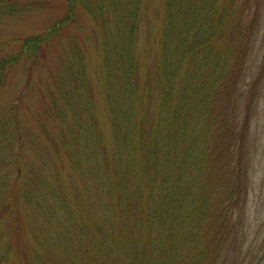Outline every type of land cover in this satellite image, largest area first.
I'll return each mask as SVG.
<instances>
[{"label":"trees","instance_id":"1","mask_svg":"<svg viewBox=\"0 0 264 264\" xmlns=\"http://www.w3.org/2000/svg\"><path fill=\"white\" fill-rule=\"evenodd\" d=\"M254 3L258 13L264 0ZM148 5L66 0L65 15L16 52L0 42V84L20 64L32 80L45 47L57 40L58 50L41 122L48 141L24 128L20 103L0 116V264H19L20 244L24 264H241L237 207L248 191L235 156L249 121L240 134L213 129L239 79L234 55L251 11L239 0H163L150 18ZM35 6L0 0V30ZM143 32L150 52L141 56ZM84 43L98 45L94 75Z\"/></svg>","mask_w":264,"mask_h":264},{"label":"rangeland","instance_id":"2","mask_svg":"<svg viewBox=\"0 0 264 264\" xmlns=\"http://www.w3.org/2000/svg\"><path fill=\"white\" fill-rule=\"evenodd\" d=\"M19 1L23 3L35 2L36 6L26 16L12 20L1 27L0 42L7 43V54L18 50V40L46 31L66 13V0ZM254 1L256 0H239V6L242 10H246L248 13L251 11L247 19L245 18L242 22V30L238 37L242 44L237 45V53L234 55V64L241 67V71L238 81L228 88L231 95L225 96L223 113L220 114L218 111L214 113L215 125L217 126L213 129V136L215 132L221 133L220 125H225L224 132L232 129L240 134L245 129L246 120L249 121L248 143L243 146V142H241L235 156V158L241 157V160L243 159V163L240 161L239 164H242L241 167H244L246 172L243 183H246V190L248 191V202L239 204L237 207V214L241 215L239 227L241 224L246 226V230L241 232V237L247 240L244 251L240 249L238 252L241 264L248 253V258L243 264H264V7L262 6L256 13L258 6ZM251 4L253 9L249 10ZM162 9L163 0H149L148 13L150 18L159 16L155 13H160ZM81 15L84 32L90 36L93 24L86 15ZM232 31L230 30V33ZM147 36L145 32L141 33L143 39L141 56L148 55L150 52L146 45ZM56 43L57 40L45 47L44 60L35 69L32 80L28 79L26 67L20 64L13 72L10 70L4 83L0 84V116L8 111L11 106H17L20 103V116L22 118L19 120L23 121L24 128L30 129L33 135L42 136L45 141H48L47 135L44 133L41 122L44 120L43 122L49 123L45 109L51 106L47 96L52 91L50 72L57 64ZM84 47L88 58L89 74L94 75L96 61L99 59L98 45L84 43ZM140 68L142 75H145L148 66L143 63ZM95 100L96 111L98 110V113L104 117L105 114H108L109 107L102 102L100 97ZM48 114L57 118L53 112H48ZM100 120L102 121L101 117ZM210 126L213 127L214 123L211 122ZM20 137L25 144L22 152L33 156L32 151L28 148L32 136L30 137L26 131H21ZM48 152L50 153L51 150L49 149ZM32 160H34V156ZM64 169L65 174L68 175L66 168ZM74 178L76 179L77 176ZM78 179L75 181L77 186L80 183V178ZM241 179L242 176L238 178L239 181ZM16 223L14 218L11 229ZM235 240L236 237L233 242ZM258 251L260 252L258 253ZM17 253L21 258L19 264H24L28 252L22 244H20Z\"/></svg>","mask_w":264,"mask_h":264}]
</instances>
